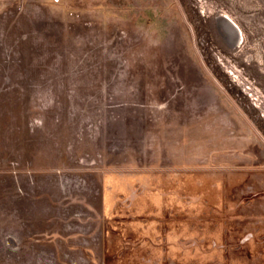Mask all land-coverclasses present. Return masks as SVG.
I'll return each instance as SVG.
<instances>
[{
  "label": "rangeland",
  "instance_id": "rangeland-1",
  "mask_svg": "<svg viewBox=\"0 0 264 264\" xmlns=\"http://www.w3.org/2000/svg\"><path fill=\"white\" fill-rule=\"evenodd\" d=\"M0 264H264V0H0Z\"/></svg>",
  "mask_w": 264,
  "mask_h": 264
},
{
  "label": "bare ground",
  "instance_id": "bare-ground-1",
  "mask_svg": "<svg viewBox=\"0 0 264 264\" xmlns=\"http://www.w3.org/2000/svg\"><path fill=\"white\" fill-rule=\"evenodd\" d=\"M228 17V18H232L231 16L227 15L226 13L223 15V17ZM232 20V19H231ZM234 20V19H233ZM234 23L236 25H232L230 26L228 23H224L225 29L227 30V32L229 33L230 36L234 37L236 40L237 37V42L241 41V36H242V30L239 28L238 24L234 21ZM237 27V28H236ZM226 32V31H225ZM241 34V35H240ZM234 43V42H233ZM236 44V43H235ZM238 45V44H237Z\"/></svg>",
  "mask_w": 264,
  "mask_h": 264
},
{
  "label": "water",
  "instance_id": "water-1",
  "mask_svg": "<svg viewBox=\"0 0 264 264\" xmlns=\"http://www.w3.org/2000/svg\"><path fill=\"white\" fill-rule=\"evenodd\" d=\"M224 19H225V21L227 20V23L231 26V23L233 24V25H235V23L234 22H232V20H230V18H228L227 16L226 17H224ZM229 21V22H228Z\"/></svg>",
  "mask_w": 264,
  "mask_h": 264
}]
</instances>
